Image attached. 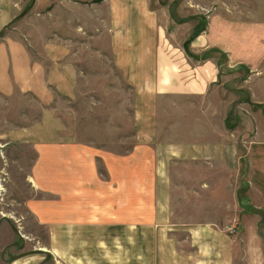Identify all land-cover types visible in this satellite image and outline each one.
<instances>
[{"label": "crops", "instance_id": "0c3cea01", "mask_svg": "<svg viewBox=\"0 0 264 264\" xmlns=\"http://www.w3.org/2000/svg\"><path fill=\"white\" fill-rule=\"evenodd\" d=\"M24 1L0 0V25L9 23L11 10L23 8ZM231 1L207 0L201 20L206 25L201 24L189 43L191 54L207 57L190 62L182 48L187 35L171 23L158 26L159 7L149 6L150 0H104L109 54L116 70L138 96L197 100L216 92L223 61L224 79L240 71L244 76L237 88L252 103L264 106V0ZM194 5L205 9L204 4ZM200 14L191 10L193 21H200ZM40 51L43 59L35 60L33 52L18 43L0 46V97L8 103L2 119L17 125L0 128V139L6 141L0 146L9 163L17 159L11 151L20 152L17 146L32 151V190L46 196L32 193L25 209L47 233L44 249L34 248L2 264H264V239L257 229L247 227L233 236L216 221L183 222L181 212L171 206L172 189H159L164 175L147 171L135 185L137 170L123 171L127 177L121 178L118 161H104L107 175L101 176L86 148L60 138L70 131L56 127L61 115L55 114V103L59 96L74 95L78 75L73 51ZM21 98L41 107L31 125L20 122L30 112L28 107L23 110ZM147 166L145 161L140 172ZM11 227L0 219V256L16 239Z\"/></svg>", "mask_w": 264, "mask_h": 264}, {"label": "rangeland", "instance_id": "374dc122", "mask_svg": "<svg viewBox=\"0 0 264 264\" xmlns=\"http://www.w3.org/2000/svg\"><path fill=\"white\" fill-rule=\"evenodd\" d=\"M103 3L25 0L23 8L10 9V22L0 25V46L18 43L33 52L35 60H42L40 50L48 47L73 51L77 84L73 96L56 100L55 114L61 115L56 127L69 129L68 135L60 137L66 143L86 148L95 157L101 176L107 175L104 161H118L115 166L121 178L127 177L123 171L137 170L135 185L152 170L157 177L164 175L159 189H172L171 206L181 212L183 222L216 221L233 236L252 227L264 239V106L252 103L237 88L244 74L236 71L235 78L226 81L225 62L220 61L219 85L209 97L182 101L138 96L111 60L109 17ZM197 3L205 9L195 7ZM207 4V0H150L149 6L159 7L158 26L171 23L187 35L182 48L190 62L207 57L206 53L191 54L189 48L191 37L200 32L201 24L206 25L201 20H205ZM230 6L247 9V5ZM177 10L182 11L180 15ZM191 10L201 13L200 21L197 17L193 21ZM6 104L0 97V128L16 127L14 121L2 119ZM21 105L30 112H24L29 118L20 122L35 123L41 107L29 98H21ZM5 142L0 139V145ZM2 147L0 219L15 229L16 239L11 248L3 249L0 264L34 248L44 249L47 240L46 230L36 226L25 209L32 196H46L32 190L28 174L34 155L29 148L17 146L20 152L11 150L17 159L9 163ZM145 161L149 166L141 173ZM139 195L143 194L134 196Z\"/></svg>", "mask_w": 264, "mask_h": 264}, {"label": "built area", "instance_id": "2783aa9c", "mask_svg": "<svg viewBox=\"0 0 264 264\" xmlns=\"http://www.w3.org/2000/svg\"><path fill=\"white\" fill-rule=\"evenodd\" d=\"M230 232H232V231L230 230Z\"/></svg>", "mask_w": 264, "mask_h": 264}]
</instances>
